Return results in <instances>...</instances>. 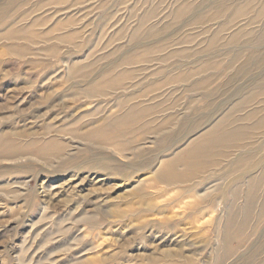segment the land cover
<instances>
[{"label": "rangeland", "instance_id": "rangeland-1", "mask_svg": "<svg viewBox=\"0 0 264 264\" xmlns=\"http://www.w3.org/2000/svg\"><path fill=\"white\" fill-rule=\"evenodd\" d=\"M255 110L264 0H0V264H264V130L217 139Z\"/></svg>", "mask_w": 264, "mask_h": 264}, {"label": "bare ground", "instance_id": "bare-ground-1", "mask_svg": "<svg viewBox=\"0 0 264 264\" xmlns=\"http://www.w3.org/2000/svg\"><path fill=\"white\" fill-rule=\"evenodd\" d=\"M213 69H215L214 66H213V64L206 62L205 65H203V66L201 65L200 68L198 70H196L195 73H197L198 75H200V74H204L207 71H210V70H213ZM191 75H193V74L188 73L187 75H182V76L179 75L177 78L180 79V81L184 82V81L188 80L191 77ZM177 78H175V79H177ZM210 79H211V76L206 77V78H203V79H201V81H199V83H197V85L199 86V84L201 83L200 85L204 87V86H206L208 84V82L210 81ZM228 81H226L225 85H227ZM204 90H206V89H204ZM208 96H209L208 95V92H206L204 97L207 98ZM227 101H225V103H227ZM246 102H247V100H241V101H239L238 103H236L235 105H233V107L230 110V112H232L234 110H237V109H240L242 107V105L246 104ZM138 109L139 108H137V107H130V108H128L127 115L128 114L129 115H133V114L137 115L138 114L137 116H139V114L141 112H145V111L147 112V109L148 108H146L144 110H140V111ZM148 110H150V109H148ZM242 113L244 114L245 111L242 112ZM243 114H242V116H238L237 117V119L235 120V122H233V125H235L237 122H244L245 125H246V123L247 124L248 123H251V121L256 118V115H258V112L255 110V111H249L244 116H243ZM174 120L171 118V119L167 120L168 123L165 122L166 124H164V123L163 124H160L157 127V131H159V132L160 131H163L164 129H166L165 127L167 125H169V123L174 122ZM198 125H199V123L192 125L190 127L191 128V131L194 130V129H197ZM263 130H264V116L261 117L260 119H258L257 121L255 120V122H253L251 125L250 124L249 125H246V126H238V125H235L234 129H231V130L225 131V132H221V134H220L221 136L218 137L217 139L218 140H225V141H227L226 143L235 144L236 146H234L232 148L230 147V148L233 149V150H237V149H239L241 147V145H242L243 142H245L248 139H250L247 136V134L250 135L251 132L263 131ZM176 131H177V135H180V134L182 135V134H185L186 132H190V131H186L185 129H182L181 130L180 128H178V130H176ZM92 135L93 136H91V138L97 139V141L98 142L100 141V143H102L103 145H105V144L108 143L107 138L103 137V135L101 134V132L93 131ZM252 135H254V134H252ZM180 139H182V138H180ZM89 140H91V139H89ZM176 140H178V139H175L174 141L169 140V142L167 144H169L170 142L173 144L174 142H176ZM51 145H56V143H51ZM164 145L165 144L162 143L161 147H164ZM191 150H192V154H191L190 158L183 163V167L187 168L188 169L187 171H189L192 174V173L196 172L198 169L200 170L202 168V166L199 167L200 164L194 163L192 161V158H197L198 153L194 149H191ZM143 160H144V158H143ZM148 162L151 165V160H149ZM207 162H208V160H207ZM204 165H206V163ZM203 169L204 168H202V170ZM199 175H202L201 174V171H200V174ZM155 176L158 179V180L156 179L157 181H159L160 183H163V184L165 183L167 186H171L173 184H177L178 182H180V180L182 178V175L181 174L172 171L170 168H167V163H166V166L164 165V166H161L160 167V169L156 172ZM73 186H75V185H73ZM256 190H257V188L253 184L249 186V189H248V191L246 193V196H247V199L250 200V202L253 201V198H254L253 194H255L257 192ZM263 212H264V210L262 209L261 214H263ZM225 232L226 233H225L224 237L222 238V241H223L224 244H226V247H229L231 245L230 242L232 240H237L236 238L238 237V233H235V234H233V235L230 236V234H228V232L226 230H225Z\"/></svg>", "mask_w": 264, "mask_h": 264}]
</instances>
